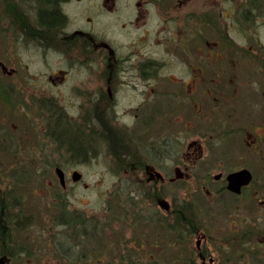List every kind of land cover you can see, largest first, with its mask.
Here are the masks:
<instances>
[{"label":"rangeland","instance_id":"1","mask_svg":"<svg viewBox=\"0 0 264 264\" xmlns=\"http://www.w3.org/2000/svg\"><path fill=\"white\" fill-rule=\"evenodd\" d=\"M101 1L105 3L99 9ZM229 1L230 3L226 0H192L179 9L175 6L170 12L176 14L181 23H188L190 10L197 14L200 34L197 45L201 44L203 38L212 39L224 36L227 32L232 42L225 45V59L215 60L216 67L228 68L226 57L242 54L239 49H248L247 45L250 44H245L246 41L255 43V39L249 36L250 33L264 35V10L248 14L243 22V17L240 21L242 15L239 11L240 3L244 0ZM13 2L14 0H0V61L7 67V71L16 70L4 73L0 68V95L9 100L5 103L0 97V196H3L0 197V225L4 226L0 234V246L8 248L0 250V264H201L196 247L201 235H204L201 252H207L205 256L215 260L213 264H264V238L262 245L252 241L243 247L241 244H233L232 240L227 244V237L233 236L229 229L232 226L236 228L238 224L229 222V218L225 217L221 206L223 200L219 201L220 196L215 192L217 185L208 184L212 180L211 176L201 182L197 181L198 183L195 181L207 172L214 175L224 169L221 125L217 131L210 128V124L215 123L214 117H221V113L217 111L221 107L213 106L215 103L208 97H221L215 87L219 88L217 83H222L223 78L222 74H216L204 84L197 83L195 88L194 84L184 86L183 81L187 78L185 72L189 69L187 63L179 64V57H172L164 51L165 39L171 32L170 27L164 25L166 28L163 29L161 24L166 21L167 14H163L166 10H159L153 0H71V5L66 7L70 15L76 13L75 20L71 19L73 25L82 26L83 19H89L98 33L105 35L117 54L121 55L118 65L121 66L122 73L111 79L112 84L115 83L112 87L113 106H102V109H111L112 106L113 119L110 116L108 121L139 148L132 158L125 160L130 163L124 166L117 164L110 147L106 146L109 144L105 138H101L100 151H89L79 159L70 158L52 142L47 132L51 119L66 123L69 119L71 123L76 121V118L71 117L76 114L71 108H68L67 116L60 109L67 111L65 107L70 102L75 103V106L78 101V106L87 104V101L94 104L90 98L95 97L100 84L101 101H107L105 84L97 79L98 75L90 71L87 63H84L87 71L83 74L59 57L50 58V65L47 67L38 66L34 61L36 56H30L29 60L25 58V61H29L28 68L20 65V61L15 59L20 50L15 36L16 14L11 6ZM168 5L167 3L165 7ZM206 10H211L212 13L203 22L201 15ZM242 34L246 35L245 42L241 41ZM219 45L222 49L221 39ZM178 46V53L184 60L209 67L208 62L201 64V57L194 59L193 53L187 57L190 47L186 48L188 55H185L183 47ZM253 47H257L256 43ZM96 55L99 59L96 72L105 71L106 52L102 50ZM74 59L78 60V57L75 56ZM149 59L160 66V71L155 70L160 80L167 74L176 77L177 81L165 77V87L177 90H165V100L161 104V110L164 109L167 117L175 113L169 117L172 126L167 121L159 123L164 115L156 114L154 121L158 126L155 125L156 128L151 132L137 134L132 129H138L139 121L145 118L140 111L152 104V97L148 95H151L152 89L156 90L152 82H149L148 89V85L143 82L146 77L138 69V64ZM16 61L18 67L15 66ZM242 66L247 69L246 64ZM204 75L211 76L209 73ZM233 83L238 96H243V89L253 87L252 83L256 86L255 80H249L247 73L243 71ZM183 86L189 90V94L184 93ZM75 87L83 89L85 95H77L80 91H76ZM206 88L208 95L203 96L201 91ZM170 92L176 96L170 97ZM252 92H249V96L254 98L256 93ZM41 97H51L53 106L49 112H44V108L43 111L39 109L38 100ZM22 101L25 103L24 109L32 116L24 115L27 112L21 106ZM184 104L192 106L197 114L192 117L190 107ZM55 127L57 126L54 129ZM64 127L67 129V126ZM164 128L166 131H162ZM60 130L61 128L57 129L56 134ZM133 134L136 136L133 137ZM164 137L171 148L166 150L163 157L151 160L147 144L155 143V140L162 142ZM235 137L233 135L232 140L240 146L241 142ZM191 141L199 142L203 148L202 158L194 169L197 177L182 179L183 173L178 169L179 175L175 177V183H164L163 197L172 205L170 211L165 212L157 205L156 198L145 190L143 184L147 173L143 165L149 163L152 166H165L168 167L166 171L170 172L176 167L174 164L185 158L184 153L188 152L187 145ZM251 155L253 154L246 155V162L250 161ZM56 161L61 162L58 167L55 165ZM57 170L63 175V183ZM256 172L260 173L256 177L264 178L263 170L256 169ZM262 182L264 184V179ZM205 190L215 193L214 197L210 198ZM250 199L244 200L243 211L246 214L243 213L246 216L251 215L250 212L254 215L262 208L258 207L256 200ZM60 206L73 216H85L84 219L90 226L101 227L104 236L101 245H104V249L94 253L98 261L94 258L93 261L81 260L83 257L79 247L82 242L60 223V213L57 210ZM4 209L6 210L3 212ZM253 219L255 220L254 216L246 218L245 223L242 222L243 226L249 228L255 225L252 223ZM231 220L236 218L232 217ZM260 231L264 237V226H261ZM94 240H88L85 254L97 247ZM237 246L244 249H238ZM3 254L11 259L3 260ZM205 262H208V258Z\"/></svg>","mask_w":264,"mask_h":264},{"label":"flooded vegetation","instance_id":"2","mask_svg":"<svg viewBox=\"0 0 264 264\" xmlns=\"http://www.w3.org/2000/svg\"><path fill=\"white\" fill-rule=\"evenodd\" d=\"M153 1L156 3V6H159V10H166V12L163 13L164 15L167 14L166 21L165 23L161 22V24L163 25V29L166 28L164 25H167L168 28H171L169 37L165 39L164 43V46H166L164 48L165 53L172 57H179V64L187 63L188 65L187 67L189 69H186L185 72L187 78L183 81L184 86L188 84H194L193 88H195L197 87V83L204 84L205 82L211 80V78L216 74H222L223 78L222 83H217L219 85V88L215 87L221 93V97H219L218 99L215 98L214 95H209L208 97H210L212 99V102L215 103L213 106L221 107L220 109H217V111L221 113V117H214L215 123L212 125L210 124V128L212 131H217L218 126L221 125V132L224 141V152L222 154V167H224V169L214 175H211L207 172L205 175L196 178L195 181L196 183H198L207 176H211L212 180L208 182V184L210 186L217 185L215 192L220 196L218 200H223L221 206L223 208L225 217L229 218V222L238 224L236 228H233L232 226V228L229 229V232H232L231 235L233 236L227 237L228 240H225L227 244H229V240H232L233 244L237 243L238 246L241 244V246L243 247L246 245V243H251L252 241H256V244L262 245V238L264 237L263 235H261L262 231L260 230L261 226H264V184L262 182L264 178H258L255 175L258 174L256 172V169L264 171V35L255 33L251 35L250 33L249 36L255 39L257 47H255L254 49L253 46L255 45V43L252 41H246L245 44H247L248 42L250 44L247 45L248 49H239L242 51V54H232L226 57V59L228 58V61L226 62L228 68L227 66L216 67L215 60L217 58H220L221 60L225 59L223 52L226 51L224 49L225 45L227 46L228 42H232L229 39L227 32L224 33V36H217L216 34L217 37H213L212 39L203 38L201 40V44L197 45L196 43L200 35L198 29L199 23L197 20V14L190 10L191 17L188 23H181L177 19L176 14L170 13L171 11H173V8L175 6H177L176 9H179L182 5L189 4L192 0ZM70 2L71 0H57L55 6L56 8L53 7V4H49L46 0H14V2L11 3V6L16 14L14 23L16 31L15 36L17 38V48L20 50V53H18L17 51V56H15V59H17V61H20V65H24V68H28L29 61H25V58L29 60L30 56H36L37 59H34V61L39 64L38 66L42 67H47V65H50V58L59 57L60 59H63L65 63L67 62V65L70 64L74 66V68L73 66H68V68L76 69L79 73L82 74L87 71L84 65V63H87L90 71L98 75L97 79H100V82L102 84H105L104 90L107 101H101L102 94L99 91V87H101L100 84L97 88L98 92L95 93V97L90 98L92 99L94 104L87 101V104H80L78 106V101L77 106H75V103L70 102L65 107L67 111H65L64 109H60L61 113L63 112L65 116L69 114L68 108H71L73 110V113L76 112V114L71 116L76 118V121H73L71 123V119H69L67 123L64 121V125H67L68 127L73 126L74 130L76 129V131L82 132L84 135L90 137V139L93 141V145H95L94 147L91 145L92 151L90 152H93L97 149L99 151L101 150L99 146L102 137H111L113 139V141L111 142V146H106L110 147V150L113 152V155L117 159V164L125 166L130 163L129 161L125 160L132 158L139 148H137L136 143H134L132 140L126 139L124 133L120 134L118 128L110 123L111 121H108L110 116L113 119V105L111 103H113L114 101L112 87L115 85V83L112 84L111 79L115 75L118 76V74L122 73L121 66L118 65L121 55L119 53V55L117 54V51L111 45L112 42L108 40L105 35L98 33L96 27L91 24L89 19H83L84 24L82 26L73 25L71 19L75 20L74 14L76 13L70 15V12L66 9ZM226 2L230 3L229 0H226ZM104 3V1H101V3H99V9H102ZM167 3L169 5L165 7ZM53 8H55L58 15L61 17V21L59 24L49 27L44 25L40 21L39 14L43 10L49 11ZM231 9L234 8L231 7ZM69 10L71 11V7H69ZM257 10L259 13L261 11L263 12L264 0H244L243 3H240L239 12L240 15H242L240 16V21L243 17V22H245L248 14H256ZM211 13V10L204 11L201 15L202 21L206 22L210 18ZM76 16L78 18V14ZM236 20L239 21L238 19ZM258 26L259 25L257 24V27ZM240 37L241 41L245 42L246 35L242 34L240 35ZM220 39L222 43V49L219 45ZM177 46L180 48L183 47L182 51L185 55L187 54L186 48L190 47L191 51H189L190 54H187V57H190L191 53H193L194 59H197V57H201L203 59V61H201V64H207L208 62L209 67L197 65L192 61L190 62L184 60V57L178 53ZM102 50L106 52L104 62L105 71H100L97 73V61H99V59L96 58V54ZM32 51H35L37 54ZM75 56L78 57V60L74 59ZM201 58H199V60H201ZM38 59L40 60V62ZM17 61L15 62V66L18 67ZM1 62L2 61H0L1 71L5 73L8 69ZM218 63H221V61ZM242 64H246L247 69H245ZM138 69L142 72L144 77H146L143 82L148 85V89L150 86L149 82H152L154 84L153 88H155L156 90L154 91L151 88V95L148 96L152 97L150 99V101L152 100V104H150L148 107L146 106L147 108L145 107V109L140 111L142 116L145 118H142V120L139 121L140 125L137 126L138 129L133 128L132 132H137L138 134L139 132L153 131L156 126H158V123L154 121V117L156 114L159 116L162 114L164 115V117L159 120V123H161V121H167L172 126L171 122L169 121V117L175 112L169 114L167 117L164 109L163 111L161 110V104L165 100V90H177L174 87H171L170 89L165 87V84H163V82L165 81V77H168L172 80H175L176 77L167 74L164 77L162 76L160 80L156 75L157 71H155H160V66L156 62H153L151 59L145 60L140 65L138 64ZM15 71V69H12L11 71L7 72L11 73ZM242 71L247 73L249 80H255L256 86L254 87V84L252 83V86L254 88L249 87V89H243V96H238V90H236L235 83H233V81L236 80V76H238V74ZM206 73H209L211 76H205L204 74ZM199 75H201V77H199ZM105 79L106 81H104ZM151 79L155 80L150 81ZM241 82L246 83L245 81ZM184 86L182 87V90L185 94H189V90L187 91ZM77 89L80 91L79 93H77V95H85L83 89L75 87L76 91ZM250 91L256 93V96L254 98H251L249 96ZM201 94L203 96H207V88L204 90L202 89ZM168 95H170V97L176 96L171 92ZM50 99L51 97H41V99L38 100L40 107L39 109L41 111H43V108H45L44 105L46 106V112L50 111L53 106V101H50ZM155 102L157 103L156 105ZM24 105L25 103L22 101L21 106L23 107ZM106 105H112L111 109L103 110L102 106ZM184 106L187 107L189 105L184 104ZM25 111L27 113H24V115L32 116L28 110ZM190 113L192 117L194 116V114H197L196 110L192 106L190 107ZM105 114H107L106 118L104 117ZM136 117L137 119H139L138 115H136ZM56 122V119H51L50 125L55 126ZM164 129L165 130L162 131H166V128ZM233 135H236V137L241 142L240 146H238V144L234 143V140H232ZM130 136L132 137V135ZM134 136L136 135L133 134V137ZM233 143L234 145H232ZM151 144L153 145L150 146ZM147 145L148 147L146 148L148 149V155L149 157H151V160H158L160 157H163V154L166 155L167 149L169 150L171 148L170 144L167 143V141L165 142V137L162 142H160L159 140H155V143H148ZM63 150L66 153V150ZM187 150L188 152L184 153L185 158L182 160V162L174 164L176 167L171 169L170 172L166 171L168 167L165 166H152V164L149 163H144L143 165L144 171L147 173L143 184L145 185V190L148 191L147 194H149L150 196L153 195V198H156L155 201L157 205L164 209L165 212H169L172 208V205L170 201L166 200L165 197H163L164 183L166 181L171 184L175 183V177L179 175L177 172L178 169L183 173L184 178L182 179L191 180L197 177V175H194V173L196 174L194 169L197 165H199V160L203 155V148L199 142L191 141L187 145ZM233 150L236 152V154L235 152L233 153ZM251 153L253 155H251V158L249 159L250 161L246 162V155H250ZM232 154H234L233 157ZM153 161L155 162V160ZM59 164H61V162H55L56 166ZM241 171H248L250 174V180L246 185H242L240 187L238 185H234V187L236 188L233 189V184L230 183L232 180H230L229 177ZM262 176L264 177V174H262ZM206 179H208V177ZM205 192L209 195L210 198L214 197L213 194L215 193H212L209 190H205ZM245 198L256 200L258 207H262L258 212L254 213V215L250 212V214L255 218V220L253 219L252 222L255 225H252L249 228H245L243 226L244 224H242V222L245 223L246 218H252V216L249 214H247L246 216V212L243 211ZM5 210L6 209H4L3 212ZM232 217H235L236 220H231ZM80 218H82L83 224L87 223L84 219L85 216L82 215V217ZM103 237L104 236H102L101 227L97 225H94V227H92L88 224L80 228V233L77 238L79 242H82V246L79 248L81 251V257H83V259H80L83 261H87L88 259L93 261L94 258L95 261H98L97 256L94 257V253L98 250L101 251L104 249L102 247L104 245H101ZM203 238L204 235H201V240H198L196 244L198 259H200L201 264H213L215 260L211 257H206L207 252H201V242ZM89 239H95L94 241L97 243V247L91 248V250L88 251L87 254H85V247ZM4 258H8V260L11 259L10 257H7L5 254H3L2 259L5 260ZM207 258L208 262L206 263L205 260Z\"/></svg>","mask_w":264,"mask_h":264},{"label":"trees","instance_id":"3","mask_svg":"<svg viewBox=\"0 0 264 264\" xmlns=\"http://www.w3.org/2000/svg\"><path fill=\"white\" fill-rule=\"evenodd\" d=\"M46 1L49 4H53V7L56 6L57 0H46ZM55 8L49 11L43 10L40 12L39 19L44 25L50 27V26H55L60 23L61 17L58 15ZM0 97L5 103L9 102L8 97L6 98L1 95ZM44 107H45L44 108V111H45L46 106L44 105ZM56 126L57 127H55L54 129V126L48 125L47 132L52 138V141L55 142L59 148L66 150V153L68 154L70 158L79 159V158L85 157L89 151H92V146L94 147L95 145H93V141L90 139V137L84 135L82 132L76 131V129L74 130L73 126L68 127L67 125H65L67 126L66 127L67 129H65L64 121L61 122L57 120ZM60 128L61 130L58 132V134H56L57 129H60ZM102 138L103 139L105 138L109 146H111V142L113 141L111 137L107 136V137H102ZM101 143H102V140H101ZM57 210L60 213L59 215L60 223L63 224L64 227L69 229L74 236H77L76 238H78V235L80 233V228H82L84 225H88V223L83 224L82 218H80L82 217V215L78 214V216H73L71 213H67L63 209L62 206H60V208H58ZM3 227L4 226L0 225V234H2L1 231L3 230ZM2 248H3V251L8 250V248L4 245L0 246V250ZM7 253L10 254V252H7Z\"/></svg>","mask_w":264,"mask_h":264},{"label":"water","instance_id":"4","mask_svg":"<svg viewBox=\"0 0 264 264\" xmlns=\"http://www.w3.org/2000/svg\"><path fill=\"white\" fill-rule=\"evenodd\" d=\"M57 174H58V177H59L61 183H63V175H62V173L59 170H57ZM229 178H230V180H232L230 182L231 184H233L232 188L235 189L236 187H234V185L235 186L238 185L239 187L242 186V185H246L249 182V180H250V174H249L248 171H241V172H239L237 174H233Z\"/></svg>","mask_w":264,"mask_h":264}]
</instances>
